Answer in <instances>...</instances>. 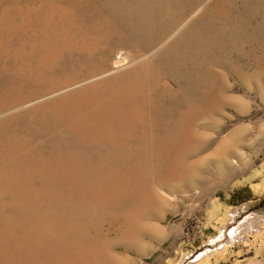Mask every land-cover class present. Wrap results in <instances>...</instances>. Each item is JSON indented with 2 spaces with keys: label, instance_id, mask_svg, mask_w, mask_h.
I'll return each instance as SVG.
<instances>
[{
  "label": "rangeland",
  "instance_id": "1",
  "mask_svg": "<svg viewBox=\"0 0 264 264\" xmlns=\"http://www.w3.org/2000/svg\"><path fill=\"white\" fill-rule=\"evenodd\" d=\"M0 264H264V0H0Z\"/></svg>",
  "mask_w": 264,
  "mask_h": 264
}]
</instances>
